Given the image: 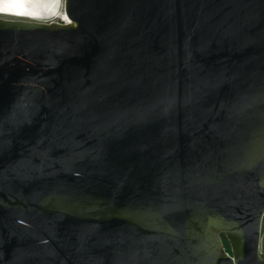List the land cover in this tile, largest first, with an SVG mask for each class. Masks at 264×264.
<instances>
[{
  "label": "water",
  "instance_id": "obj_1",
  "mask_svg": "<svg viewBox=\"0 0 264 264\" xmlns=\"http://www.w3.org/2000/svg\"><path fill=\"white\" fill-rule=\"evenodd\" d=\"M62 10L0 15V264H264V0Z\"/></svg>",
  "mask_w": 264,
  "mask_h": 264
},
{
  "label": "bare ground",
  "instance_id": "obj_2",
  "mask_svg": "<svg viewBox=\"0 0 264 264\" xmlns=\"http://www.w3.org/2000/svg\"><path fill=\"white\" fill-rule=\"evenodd\" d=\"M4 1L8 3V7H6V5H2ZM0 7H4L6 11L10 9L12 13H18L19 10L20 13L36 14L37 16H41L40 18L36 19L38 21L54 20L57 17L67 21V19L64 18L66 15L63 12L62 8L60 12H55V10L50 9L44 3V0H0ZM44 15L46 16L45 18L47 19H43L42 16Z\"/></svg>",
  "mask_w": 264,
  "mask_h": 264
},
{
  "label": "rangeland",
  "instance_id": "obj_3",
  "mask_svg": "<svg viewBox=\"0 0 264 264\" xmlns=\"http://www.w3.org/2000/svg\"><path fill=\"white\" fill-rule=\"evenodd\" d=\"M62 4H63V0H59V5L55 9V12H60V10L62 8ZM2 5H6V7H8V3H6V1H4V3H2ZM0 13H2V14L15 15V17L31 18L33 20H36L37 18H40L41 17V16H37L36 14H33V13H31V14L20 13L19 10H18V13H12V11H10V9H8V11H6V9H4V7H0ZM6 17H9V16H6ZM42 17H43V19H47V18H45L46 17L45 15L42 16ZM259 254H260V256L262 258H264V214H263L262 219H261L260 241H259Z\"/></svg>",
  "mask_w": 264,
  "mask_h": 264
},
{
  "label": "snow or ice",
  "instance_id": "obj_4",
  "mask_svg": "<svg viewBox=\"0 0 264 264\" xmlns=\"http://www.w3.org/2000/svg\"><path fill=\"white\" fill-rule=\"evenodd\" d=\"M44 3L52 10H55L59 5V0H44ZM67 19V17H64Z\"/></svg>",
  "mask_w": 264,
  "mask_h": 264
},
{
  "label": "trees",
  "instance_id": "obj_5",
  "mask_svg": "<svg viewBox=\"0 0 264 264\" xmlns=\"http://www.w3.org/2000/svg\"><path fill=\"white\" fill-rule=\"evenodd\" d=\"M222 242H223V245L225 247V250L230 253L231 252L230 246L228 244V241H227L226 237L223 236V235H222Z\"/></svg>",
  "mask_w": 264,
  "mask_h": 264
},
{
  "label": "built area",
  "instance_id": "obj_6",
  "mask_svg": "<svg viewBox=\"0 0 264 264\" xmlns=\"http://www.w3.org/2000/svg\"><path fill=\"white\" fill-rule=\"evenodd\" d=\"M50 21H66V20H63L62 18H56V19H54V20H48V21H45V22H50Z\"/></svg>",
  "mask_w": 264,
  "mask_h": 264
},
{
  "label": "clouds",
  "instance_id": "obj_7",
  "mask_svg": "<svg viewBox=\"0 0 264 264\" xmlns=\"http://www.w3.org/2000/svg\"><path fill=\"white\" fill-rule=\"evenodd\" d=\"M0 15H6V16H10V17H13V16H15V15H10V14H2V13H0Z\"/></svg>",
  "mask_w": 264,
  "mask_h": 264
}]
</instances>
